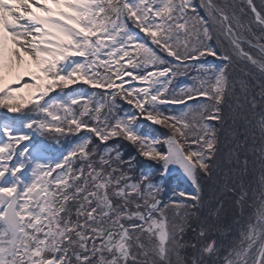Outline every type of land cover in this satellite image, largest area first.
<instances>
[{"label": "snow or ice", "instance_id": "snow-or-ice-1", "mask_svg": "<svg viewBox=\"0 0 264 264\" xmlns=\"http://www.w3.org/2000/svg\"><path fill=\"white\" fill-rule=\"evenodd\" d=\"M0 110V264H264V0H0Z\"/></svg>", "mask_w": 264, "mask_h": 264}, {"label": "trees", "instance_id": "trees-1", "mask_svg": "<svg viewBox=\"0 0 264 264\" xmlns=\"http://www.w3.org/2000/svg\"><path fill=\"white\" fill-rule=\"evenodd\" d=\"M256 2H257V4L259 5L260 0H256ZM208 59H209V61H211V62H216V63H218V61H216L215 58H213V57H208ZM190 83H191V81H190ZM78 86H79V85H78ZM125 107H127V105H125ZM0 111L2 112L3 110H0ZM140 124H141V126H142V130L146 131V132L149 133V134L157 135V136H162V135H166V134H167V129H165L163 126H159V125L152 124V126L156 127V130L152 132V131L149 129L150 126L148 125L147 121H145V120H141V121H140ZM238 127H239V130H240L241 134H243V132H244V128H243L242 126H240V125H238ZM72 139H73L72 137H68V138L63 139V140H62V141H63V142H62L63 147L66 148V147L68 146L69 142H70ZM49 142H50V141H49ZM123 150H124V152H125L126 155H128V154L135 155V154H136V150H135V148H134L133 146H131L130 144L126 143V142L123 143ZM138 159L140 160V162H141V166H142V167H143V166H151V167H153V168H158V167H159L158 165H151L150 162L145 161V160H143L142 158H139V157H138ZM256 175L259 176V172H257ZM177 186H178L179 188H183V189H185V190H189V191L191 190V186L188 185V183H186V182H182V183H179V184H177L176 181H171V182H170V188H176ZM186 239H191V233H189V235L186 237Z\"/></svg>", "mask_w": 264, "mask_h": 264}, {"label": "rangeland", "instance_id": "rangeland-1", "mask_svg": "<svg viewBox=\"0 0 264 264\" xmlns=\"http://www.w3.org/2000/svg\"><path fill=\"white\" fill-rule=\"evenodd\" d=\"M136 83H137L138 85H139V84H142V82H136ZM125 87H127V85H125Z\"/></svg>", "mask_w": 264, "mask_h": 264}]
</instances>
